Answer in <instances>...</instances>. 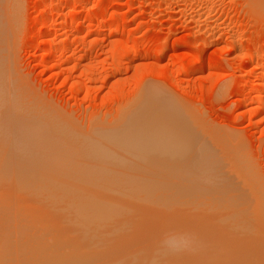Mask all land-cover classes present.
<instances>
[{"label": "rangeland", "instance_id": "374dc122", "mask_svg": "<svg viewBox=\"0 0 264 264\" xmlns=\"http://www.w3.org/2000/svg\"><path fill=\"white\" fill-rule=\"evenodd\" d=\"M255 4L0 0V67L6 61L2 72L7 83L0 84L2 101L69 137L65 141L72 150H83V156L75 153L76 158L63 161L103 164L106 180L124 183L171 177L146 176L153 170L146 168L150 160L132 148L112 150L113 140L107 139L110 149L100 160L96 130L116 131L118 121L144 102L171 105L178 121L208 137L203 138L207 144L214 138L229 145L222 149L229 152L226 158L216 140L209 144L237 186L243 210L264 226V12ZM259 94L263 100L256 109ZM0 142V164H13L8 146ZM8 250L0 258L9 255V261L0 264L17 261Z\"/></svg>", "mask_w": 264, "mask_h": 264}, {"label": "bare ground", "instance_id": "6f19581e", "mask_svg": "<svg viewBox=\"0 0 264 264\" xmlns=\"http://www.w3.org/2000/svg\"><path fill=\"white\" fill-rule=\"evenodd\" d=\"M251 1L264 12V0ZM3 67L0 84H7ZM1 95L0 85V141L14 163L0 164V252L12 249L15 264H264L263 223L243 210L237 186L209 145L216 139L207 144L208 137L178 121L173 106L147 101L121 115L116 131L91 132L100 160L113 140L112 150L132 148L150 160L146 176L171 177L124 183L106 180L103 164L65 163L62 158L83 150H72L69 137L42 120L9 108ZM219 141L216 149L229 156L223 151L229 145Z\"/></svg>", "mask_w": 264, "mask_h": 264}]
</instances>
